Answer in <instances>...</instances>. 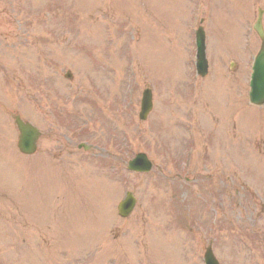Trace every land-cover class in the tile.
<instances>
[{
    "label": "rangeland",
    "instance_id": "1",
    "mask_svg": "<svg viewBox=\"0 0 264 264\" xmlns=\"http://www.w3.org/2000/svg\"><path fill=\"white\" fill-rule=\"evenodd\" d=\"M258 10L264 29V0H0V264H203L207 246L219 264H264V108L246 99ZM146 88L154 113L140 122ZM188 110L203 188L174 177ZM13 112L53 134L37 155L18 154ZM81 139L105 152L77 151ZM139 152L151 173H126ZM125 192L136 205L119 220Z\"/></svg>",
    "mask_w": 264,
    "mask_h": 264
},
{
    "label": "water",
    "instance_id": "2",
    "mask_svg": "<svg viewBox=\"0 0 264 264\" xmlns=\"http://www.w3.org/2000/svg\"><path fill=\"white\" fill-rule=\"evenodd\" d=\"M255 31L259 35L262 45L258 54L254 59L253 65V78L251 82V91L249 93L250 101L255 105L264 104V37L261 30L260 22L258 21L255 26ZM197 38V70L201 76L206 72V62L204 59V47H203V33L201 30L198 32ZM151 107L150 93L145 91L143 93L140 119H144ZM14 124L19 133L17 148L21 154L30 155L36 150L37 132L29 125L23 124L18 118H15ZM131 170L135 171H148L149 164L143 155H138L134 161L129 165ZM132 208V200H126V202L120 205V212L122 216H126ZM206 264H216L210 253L205 255Z\"/></svg>",
    "mask_w": 264,
    "mask_h": 264
},
{
    "label": "flooded vegetation",
    "instance_id": "3",
    "mask_svg": "<svg viewBox=\"0 0 264 264\" xmlns=\"http://www.w3.org/2000/svg\"><path fill=\"white\" fill-rule=\"evenodd\" d=\"M55 122H58V120L54 119ZM44 126H40L41 129V138L40 140L45 141L46 139H49L53 136V134L46 129L43 128Z\"/></svg>",
    "mask_w": 264,
    "mask_h": 264
}]
</instances>
